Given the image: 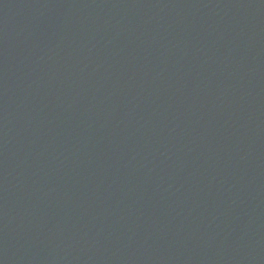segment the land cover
I'll use <instances>...</instances> for the list:
<instances>
[{"label": "water", "instance_id": "obj_1", "mask_svg": "<svg viewBox=\"0 0 264 264\" xmlns=\"http://www.w3.org/2000/svg\"><path fill=\"white\" fill-rule=\"evenodd\" d=\"M0 264H264V0H0Z\"/></svg>", "mask_w": 264, "mask_h": 264}]
</instances>
